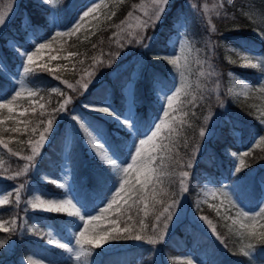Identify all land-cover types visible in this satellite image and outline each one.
<instances>
[{
    "label": "trees",
    "instance_id": "trees-1",
    "mask_svg": "<svg viewBox=\"0 0 264 264\" xmlns=\"http://www.w3.org/2000/svg\"><path fill=\"white\" fill-rule=\"evenodd\" d=\"M10 0H0V8ZM89 0H62L59 9L60 21L65 25L67 19L75 14L76 8ZM142 0H122L116 6L113 15L101 23L95 30L86 34L79 33L76 36H71L67 42L68 47L76 55L72 56V63L69 68H61L55 70L54 73L47 71H38L35 75H30L28 80L34 86H40L41 92L45 97V116L39 115L41 109L26 115L28 122V130L19 133L11 132L14 123L12 119L5 120L3 125H0V138L8 144V149L0 145V175H4L16 171L21 165L22 159L14 160L12 153L27 154L30 152L29 141H35L39 137V132L42 131L43 125H39L41 119H47L48 113L56 108L65 96H71L73 103L68 107L73 109L80 102L101 103L105 100H110L119 111H124L128 106L127 84L132 80L133 90L137 96L136 115L141 122V131L144 130V124L152 120L160 110V101L156 92L161 88H171L175 83V78L171 73L174 69L164 59H152L148 66L143 69L142 65L137 66V59L129 62L123 69L111 75V71L119 66L124 60H127L134 53L139 54L145 52L153 57L154 53L165 54L168 52V38H172L179 32H184L189 47L184 50V57L189 61V68L185 72V79L192 85V95L197 96V100L192 104L187 101L191 100V95L181 96V101H184L183 111L187 112V116H183V124L180 122L181 113L177 112V122L173 125L175 132L173 133V143L170 147L172 160H179L180 164H186L187 160L191 159V153L194 147H200L205 144L209 148L204 154H198L193 161V167H180V164L170 162L167 154L165 156L164 171L167 173L160 177L159 181L155 182L156 199L164 203L156 205L155 210L152 209V204L149 202L148 215H144L143 204L134 207L132 212L135 226L138 228V221L144 220L148 226L147 234H151V226L156 223L155 214L162 210L167 204L171 203L172 199L179 197V177L180 171H189L188 179V195L193 200L200 194V188L204 181L210 179L219 183L222 178L235 179L241 175H247V178L253 177L254 186L249 187L243 198L251 201L261 195L262 183H264V142L260 146L251 147V142L255 136L262 131V126L254 115L252 103L254 97L252 95L233 97L228 94V89L235 87L230 81L229 73L234 71L245 77L250 82H257V70L242 67L236 63H231V47H239L251 50L253 53H260L264 56V39L256 33V28L264 22V0H233L231 5L222 3V0H171L165 12V17L156 26L155 29L149 28L147 34H155L154 41L151 45V50L146 51L141 49L139 45L127 44L128 32H121L123 20L131 12H137L136 7ZM196 5L193 8L191 5ZM206 5L208 7H206ZM19 9L17 13L8 21L6 27L0 32V58H5L8 64L14 65L18 63V58L15 53L10 51L11 47L6 46V41L9 38H17L23 41L25 38V26L36 28L39 35L50 34L52 31L48 23L45 9L40 3L35 0H19ZM206 9V10H205ZM217 12L220 16L217 17ZM215 26L216 31L210 32L206 25L207 20ZM183 25V27H181ZM119 26V27H117ZM120 40L125 44V47L120 48L116 43ZM211 40L215 43L214 54L209 51L207 41ZM95 45V47H93ZM199 50V51H197ZM120 52V56L115 59L111 67L107 66L110 58L109 54ZM165 52V53H164ZM125 54V57L122 55ZM101 59L104 64L93 65V58ZM232 59V57H231ZM183 63H184V59ZM197 60H208L219 76L209 77L207 75V64H198ZM233 60V59H232ZM83 61V63H81ZM138 71L133 77V73ZM1 71V70H0ZM94 71L95 76L92 77V83L89 90L84 95H77L76 92L68 89L63 81L76 84L81 77L88 79L87 72ZM205 75L201 76L200 73ZM56 77H59L57 79ZM9 79H11L9 77ZM12 80V79H11ZM219 81V88H216V81ZM13 83V81H12ZM197 83L204 86V89L197 90ZM60 85V92L53 93L50 91L52 85ZM80 91H83L80 89ZM203 91L204 99L199 97ZM219 92L220 98L224 102V107L221 108L216 103V93ZM209 108L213 112L220 115L215 131L211 137L203 142H200L198 137L199 128L203 124V118L208 114ZM195 113L193 116L192 113ZM89 117L102 119L107 128L106 134L112 138L114 142H118L124 153L127 152L125 144L131 143V134H126L125 130L119 129L115 121L111 118H103L99 114L90 113ZM37 125H39L37 127ZM32 127H37L36 133L31 132ZM7 129V131L5 130ZM239 130L238 143L235 131ZM72 133V141L70 146H66L67 136ZM165 137L169 134L167 131L163 133ZM81 136L74 135L73 131L68 126L67 119H58L55 127V132L50 137V142L44 145L41 154L37 157V167L30 170L27 176L20 177L18 183L7 178L0 179V193L4 191L13 192L14 185H19L21 180L27 181L28 190L25 191L27 198H30L33 193L42 195V198H53L61 196L65 193V189L58 187V179L61 177L63 162L65 161L66 152L70 154V159L67 160L70 165L73 185L84 207L93 210L96 207L97 200L103 199L106 195V188L97 184L96 176L101 171V164L94 158L93 153L88 151V146L81 141ZM168 144L169 141H162ZM187 142V146H185ZM237 148L244 150L247 148L249 155L245 157L246 167L236 174L233 172L235 168V159L229 155V149ZM178 154V155H177ZM125 157H121L124 159ZM10 163V168L8 167ZM161 163L158 158L155 165ZM8 169V171H4ZM254 172V173H250ZM44 177H48L45 180ZM2 178V176H0ZM15 180V181H16ZM54 181V182H53ZM11 188V190H9ZM152 185L149 186V189ZM165 189L170 196L160 194V189ZM10 203L0 206V219H6L7 222L13 217L18 218V227L20 226V209L15 208L14 195L9 197ZM30 210V211H29ZM28 214L23 221L25 226L16 234L0 233V239L10 241L14 239L12 249L2 248L0 250V264H22L21 260L24 257L40 253L48 259L62 258L66 253L62 249L54 248L48 245L44 239L38 235L26 231L27 226L35 224L41 231H52L51 224L58 229L63 226L66 214H51L28 209ZM200 212L206 214L212 219L216 232L220 239L210 235L204 228L196 223L189 222L188 219L183 220L177 225L173 233L164 241H162L163 249L169 253H176L191 248L198 255H204L207 264H249L251 258L244 256L240 249V237L231 230L227 221L221 215H217L212 208L204 206ZM35 214L37 219L30 217L29 214ZM127 217L121 219V226ZM68 233H62L67 237ZM256 254L261 259H264V243H257ZM260 248V249H259ZM152 250L151 245L145 242L132 240H122L110 242L104 245L102 249H96L92 257H89V262L92 264H144V261ZM152 264V263H151ZM165 264H173L165 263Z\"/></svg>",
    "mask_w": 264,
    "mask_h": 264
},
{
    "label": "snow or ice",
    "instance_id": "snow-or-ice-1",
    "mask_svg": "<svg viewBox=\"0 0 264 264\" xmlns=\"http://www.w3.org/2000/svg\"><path fill=\"white\" fill-rule=\"evenodd\" d=\"M39 2L42 5H53L56 3V0H39ZM223 2L224 0H222V3ZM169 3L170 0H151V10L144 12L146 19H141L140 17L135 18V31L128 32V36L131 38L127 39L126 43H135L139 45L141 49L150 51L154 36H149L147 34L148 29H155V27L162 21L165 17V12ZM226 3L231 5L233 0H226ZM191 6L193 8L196 7L194 4ZM100 7L101 4H94L91 7H88L87 10L83 11V14L79 16V20L70 31H56L54 35H39L36 28L30 26L29 18V24L24 28V40L22 42L8 41L11 45L10 51L15 53L18 58V63L10 66L5 58H0V65L5 69V71H0V110L6 109L9 113L8 117L0 118V125H3L6 119H14L11 114L15 111L14 105L18 98H21L25 93H27L29 97L37 95V92L29 88L26 84V80L30 75H35L38 71H47L50 73L55 72V69L50 68L46 63L36 64L39 54L45 49H50L56 38L72 36L78 32L81 28V22L95 13ZM7 16L8 13L6 11H0V28L6 25ZM129 16L131 17L132 13H129ZM219 16L220 13L217 12V17ZM206 25L210 32L216 31L215 26L211 23L210 19L206 21ZM131 27L132 25H129V28ZM181 27H183V25H181ZM124 31L125 29H121V32ZM257 34L261 39H264V31H258ZM49 35H51V39H49ZM116 43L120 48L125 47V44L121 43L120 40H117ZM184 43H188V41L185 40ZM93 47H95V45H93ZM207 47L209 51L214 54V49L216 47L215 43L209 40L207 41ZM231 51L236 52V55L241 61H243L241 65L242 67L259 71L261 83L256 91L264 93V56L257 57L251 52V50L241 52L237 49H231ZM180 53H184L183 44H181ZM143 54L144 53H142V55ZM69 55L76 54L69 53ZM109 56L110 58L107 62V66L111 67L115 62V59L120 56V52L111 53ZM152 58L164 59L168 64L173 65L179 73L180 85L178 87L173 86L174 90L170 89L168 93L164 94L162 99L166 102L160 105V112H162V115L157 114L151 121L146 122L143 126V131H141V122L134 111L137 104V96L135 91L131 88L129 89L130 103L127 111L119 112L107 102H88L82 105V112L75 113L73 109L68 107L73 103L72 97L65 96L58 106L52 109L51 113L47 114L48 118L46 120L41 119L39 121V125H43V129L39 132L38 139L35 141H29L31 154L27 156H19V153H12V155L18 156L19 159L26 161V163L20 170L14 171L6 178L9 180H16L20 177L27 176L31 169L37 167V157L40 156L41 149L44 145L50 142V137H52L55 132L57 120L62 118L61 114H63L69 118L73 134L81 136L84 143L88 146L89 151L93 153L94 158L101 164V171L97 174L96 181L98 185L106 188L107 194L103 197L102 202H104V206L99 208L97 214H93L95 209H93V212H89L81 203L79 195L65 183L58 184L60 189H65L63 197L42 198L41 194L33 193L30 198L23 201V211L31 209L51 214H66L64 224L59 228V233H71V240H74V246L72 245L71 240L67 243L61 242L59 239H56L52 231H41L35 224L26 227V231L38 235V237L44 239L48 245H52L54 248L62 249L64 252H67L69 256L63 258V264H69V261H73L74 264H89V257L93 256L94 251L96 249H102L104 245H108L110 242L132 240L145 242L149 245H157L164 241L165 236L167 235V230L174 223V217L178 219V215L174 210L180 203L179 199H172L171 203H167L162 210L156 212V223L152 224L150 235L146 232L148 226L144 223V220L140 219L138 221L139 227L137 228L135 226L136 222L134 221L133 215L129 214L134 207L143 204L144 215L147 216L149 202H151L153 210H155L156 205L164 203L163 201L156 199L157 192L155 188V182L159 181L161 176L167 174L164 171L166 166L164 165L165 156L163 154H167L170 162L180 164L179 160L173 161L171 157L173 148L170 147V145L173 143V133L175 132L173 125L178 120L177 115L174 113L180 112L182 114L179 119L181 124H183L182 118L183 116H187L188 113L183 111L185 102L181 101V96L191 95V100L187 101L188 104H192L197 100V96L192 95V85L185 79V72L190 66L186 56L182 57L181 54L175 52L170 56L154 53ZM182 58L184 59V63H181ZM55 59H57L56 56H49V61ZM65 59H67V57H65ZM228 59L231 63H236L231 57ZM81 63H83V61H81ZM197 63L207 64V75L209 77L219 76V73L215 71V68L208 60H197ZM97 64L103 66L104 62L101 59L94 57L93 65L95 66ZM33 65H36V67H33ZM17 68L21 69L22 72L15 71ZM9 73H11L13 77L19 76L17 84H13L12 80L9 79ZM200 75L204 76L205 73L202 71ZM232 75L233 73H229V76ZM86 76L88 79L81 77L80 80L76 81L75 85L68 83L67 81H63V83L66 84L68 89L76 92L77 95H84L89 90L95 72H87ZM56 78L59 79V77ZM239 86L243 89L242 94L244 96H247L248 91L252 88L249 83L243 81L239 82ZM216 88H219L218 80L216 81ZM80 89L83 91H80ZM196 89H204V86L197 83ZM51 91L63 95L59 88H52ZM228 94L237 98L241 95V93H237L231 88L228 89ZM9 95L11 96L10 99L7 98ZM199 98L201 100L205 98L203 91ZM41 99H43V97H41ZM216 103L221 108L224 107V102L220 98L219 92L216 93ZM39 108L41 109L39 115L44 117L45 105L40 104ZM32 111L35 112V108H33ZM27 112L28 109L25 108L23 111L19 112V115L24 116ZM93 112L105 114L112 118L119 129L125 130L126 134H131L134 137L131 143L124 145V147L127 148L126 153L120 148L118 142H114L104 131L89 123L85 116L86 114ZM192 115L194 116L195 113L193 112ZM217 115L218 113L213 112L212 109L209 108L208 114L204 116L203 124L199 128L198 137L200 142L205 141L213 135L211 125L214 123ZM260 124L264 125V118L260 119ZM39 125H37V127ZM37 127H32L31 132L36 133ZM5 130L7 131V129ZM27 130L28 122H25L23 131ZM10 131L19 133L22 129L20 127H13ZM165 131L169 134L167 137L163 135ZM164 139H167L169 143H163L162 141ZM259 139L260 141H264V135L260 136ZM0 145H3L5 149H8V144L5 143L2 138H0ZM185 146H187V142H185ZM8 150L11 152V149ZM198 153L199 147H194L191 153L192 158L187 160L186 164H180V167L191 169L193 167V161ZM229 155L233 159L237 158V156L240 157L239 166H236L233 169L234 173L239 174L243 168L246 167L243 157L248 156L249 152L245 151L237 153L235 151H230ZM122 156L125 158L121 159ZM158 158L161 163L155 165V161ZM69 159L70 154L66 152L65 161ZM128 159H130V163L128 162ZM0 165H2V162H0ZM65 167H67V164H65ZM4 171H8V169H4ZM189 176V171L182 170L179 172L180 193H186L188 191L186 181ZM66 178L67 177H65V179ZM44 179L48 180L49 178L44 177ZM249 180H254V178H249ZM150 185H152L151 189H149ZM241 187V178L237 175V178L232 184H226L219 189H210L205 192V196L212 195L213 197H216L217 193H219V197L223 198L220 199V206L228 205V207L224 208L225 215L222 218L225 220L231 219L233 224H239L241 231L238 232V235L242 239H247L249 241L255 240L258 243H264V231L258 232L256 223L246 222L255 221L256 217H264V207H260L259 211L254 215H251L249 211L245 210L243 204L239 200ZM27 190V182L20 183L15 187L13 192L0 198V206L9 204V197L14 195L15 208L19 209L22 202V192ZM160 194L163 196L172 195L163 188L160 189ZM197 207L199 208V204H197ZM213 207H216L217 215H220V207ZM230 209H235V217L239 219L227 215ZM109 214H113L112 217H110ZM125 216L127 219L123 221V226H121L120 221ZM199 220L206 222L212 233L216 235V238L220 239L215 226L207 216L202 215L199 217ZM105 221H107L108 227H101ZM20 227L23 229L25 226L20 225ZM259 228L264 229V224H260ZM17 231L18 218L13 217L8 222L0 220V233L16 234ZM7 244V239H0V249L5 248ZM253 247L254 245L249 242L242 247L240 251L244 256H250V250ZM27 264H41V262L34 260L32 256H28ZM173 264H198V261L188 257L174 260Z\"/></svg>",
    "mask_w": 264,
    "mask_h": 264
},
{
    "label": "rangeland",
    "instance_id": "rangeland-1",
    "mask_svg": "<svg viewBox=\"0 0 264 264\" xmlns=\"http://www.w3.org/2000/svg\"><path fill=\"white\" fill-rule=\"evenodd\" d=\"M37 2H39V0H36ZM72 0H68V2H71ZM122 0H89L87 3L82 4L80 6H78L76 8V12L74 15H72L69 19L66 20L65 25H63V23L60 21L59 18V9H60V5L62 0H56V3L53 5H48V4H40L47 10H44V14H46L47 19H48V23L52 28L51 31V35H54L56 31H70L73 26L77 23V21L79 20V16L83 14V11H86L88 7H91L94 4H101V7L99 9H97V11L95 13H93L92 15H90L88 18H86L83 22H81V28L78 32H76L74 35L72 36H76L79 33L82 34H86L88 32H91L92 30H95L99 25H101L102 22H104L107 18L111 17L115 11L116 6L119 5V2ZM171 1V0H170ZM19 0H10L9 2H6L5 4H3L0 8V11H6L8 13V16L6 18L7 22L6 25L8 23V21L17 13L18 9H19ZM143 6V7H141ZM206 7H208L206 5ZM168 8V7H167ZM151 10V0H142L136 7V11L137 12H131L132 16L130 17L129 14L127 15V17L123 20L122 23V29H125L124 32L126 31H135V24H136V17H140L141 19H146V17L144 16V12L145 11H150ZM3 26L2 28H0V32L4 29ZM129 25H132L131 28H129ZM159 26V24L157 25ZM256 33H258V31H264V22L263 24L260 26V24L258 25V27L256 28ZM42 35H47V34H42ZM51 35H49V39H51ZM150 36H154L155 34L151 33ZM71 36L68 37H58L56 38V40L53 41L51 48L50 49H45L43 50L36 61V64H48V66L52 69L55 70H59L61 68L65 69V68H69L71 63H72V56L73 55H69V53H73V51L68 47V40ZM9 40L12 41H16V42H21L19 41L17 38H10ZM8 40V41H9ZM187 40V38L185 37V35H183V33H177L175 34L174 37H170L167 39V43L169 45V49H168V56H170L173 52L177 53V54H181L182 57H184L185 53H180V47L181 44H183L184 48H188V43H184V41ZM8 41L6 42V46L11 47V45L8 43ZM154 41V40H153ZM152 41V42H153ZM27 46V45H25ZM231 49H237L241 52H245V51H249L247 49H243V48H239V47H231ZM185 50V49H184ZM1 53V52H0ZM142 53H144L142 55ZM139 54L134 53L133 55H131L127 60H124L123 63H121L119 66H117L115 69H113L111 71V75H114L117 71L121 70L122 68H124L129 62L136 60L138 57V62L136 63L137 66L142 65V68L145 69V67L149 64L150 59H152V56L149 54L147 55L145 52H142ZM253 53V52H252ZM255 56L259 57V56H263L260 53H253ZM49 56H56L57 59L55 60H51L49 61ZM123 57H125V54L122 55ZM65 57H67V59H65ZM231 57L233 60L236 61V64L238 65H242L243 61L240 60V58L236 55V52L232 51ZM182 63V60H181ZM33 67H36V65H33ZM0 70L1 71H5V69L3 68L2 65H0ZM15 71L17 72H22L21 69L17 68L15 69ZM138 73V72H137ZM176 80V83L174 84V86H179L180 85V77H179V73L177 72V70L174 68L173 71L171 72ZM230 73H233L232 76H230V81L231 83L234 85L235 90L237 93H241V96H244L243 93V89L239 86V82L243 81L246 83H249L252 88L251 90L248 91V95H252V97H254V102L252 103L253 106V110H254V115L256 116L257 120L260 123V119L264 118V93H260L258 91H256V89L259 87L261 80H260V73L257 70V76H258V81L257 82H250L248 81L245 77L241 76L240 74L231 71ZM9 77L12 79L13 84H17V81L19 80V76L13 77L11 75V73L8 74ZM135 75V74H134ZM26 84L29 88L35 90L37 92V95L34 97H29L27 95V93L23 94L21 98H18L16 104L14 105L15 111L11 114L13 116L14 119H12V123H14V127H20L21 129H23L25 127V122H26V115L29 113H32V109L35 108V111L37 109H39V105L40 104H45V97L43 92H41V87L40 86H34L30 83V81L26 80ZM52 88H59L60 89V85L55 84L52 85L50 87V91ZM133 89V82H129L128 87H127V96L129 98L128 100V104L130 103V96H129V89ZM172 90H174V87L171 88ZM169 90H165L163 88H160L157 91V95L158 98L162 103H165L166 101H164L162 99V97L164 96L165 93H168ZM41 97H43V99H41ZM7 98H11V96L9 95ZM105 102H107L108 104H111V106L116 109L115 105L110 101V100H106ZM84 104V102L80 103L79 105H76L73 110L75 113H80L83 111L82 105ZM25 108L28 109V112L24 115V116H20L19 112L23 111ZM128 108V107H127ZM127 108L124 111H127ZM119 112V109H116ZM135 111V109H134ZM94 113V112H93ZM99 114V113H97ZM159 115H162V112H158ZM176 115V113H174ZM102 117L105 118H110L108 116H106L105 114H100ZM157 115V114H156ZM9 113L7 112V110H0V118H4V117H8ZM62 118H59L60 120L67 119V123H69V118L66 115L61 114ZM220 115L218 114L214 123L211 125L212 127V131L214 133L215 131V127L216 124L218 123ZM85 118L89 121V123H91L92 125L98 127L99 129H101L102 131H104L106 133L107 128L105 126V123L103 120H92L88 114H86ZM7 120V119H6ZM69 128L71 129L72 132V126L69 123ZM262 126V131L259 132L255 138L253 139V141L251 142V147H255V146H260L264 141H260L259 137L264 135V125ZM237 134V135H236ZM235 135H236V139L238 141V143H240V136H239V130L235 131ZM79 135H77L78 137ZM132 136V135H131ZM134 137L132 136V139ZM72 139V133L69 132L68 136H67V145H70ZM208 139V138H207ZM32 141V140H31ZM81 141L84 143L83 139H81ZM47 144V143H46ZM85 144V143H84ZM86 145V144H85ZM207 150H209V148L205 147V144H202L199 147V153L198 154H204ZM42 151V149H41ZM89 151V148H88ZM230 151H235L237 153H242L247 151V148H245L244 150H239L237 148H231L229 149L228 152ZM91 152V151H89ZM92 153V152H91ZM31 154V150L29 153L27 154H21L19 153V156H27ZM39 157V156H38ZM17 158H19L18 156H14V160L17 161ZM239 159L240 157L237 156V158H235V167L239 166ZM243 159L245 160V157H243ZM128 162L130 163V159H128ZM26 163V161L22 160L21 165L17 168L16 171L20 170L23 165ZM65 164L67 163H63V170H62V174L61 177L58 179L59 183H65L66 185H68L71 189H73V183H72V179H71V174H70V168L69 165L67 164V167H65ZM262 166H264V162L262 163ZM8 167L10 168V163L8 162ZM34 170V169H31ZM14 172V170L10 173L4 174V175H0L2 176V178H6L7 176L11 175ZM250 173H254V172H250ZM65 177H67L65 179ZM241 178V190H240V195H239V200L240 202L243 204L245 210L249 211V213L251 215H254L256 212L259 211L260 207H264V183H262L261 187H262V191H261V195L259 197H257L256 199L251 201L245 200L243 198V194L244 192L249 188L252 187L254 185L253 180H249V178H247V175H241L239 176ZM250 178H253L250 176ZM189 179V178H188ZM236 179V178H235ZM235 179H226V178H222L221 181L219 183L214 182L210 179H208L207 181H205L200 188V194L197 195L193 200H191L190 196L188 195V191L186 193H181L179 195V197L177 199H179L180 203L178 205V207L174 210L177 215H178V219H176L174 217V223L172 226H170V228L167 230V235L165 236V239L168 238L172 233L174 228L179 225L183 220L188 219L189 222L192 223H196L197 225L201 226L202 228H204L210 235L212 236H216L212 233L211 229L208 227L206 222L200 221L199 217L200 216H206V214H203L200 212V209L204 206H207V208H212L216 211V207L213 206H217L220 207V215L223 217L225 215L224 212V208L228 207V205H224V206H220V199H223L222 197H219V193H217L216 197H213L212 195H208L205 196V192H207L210 189H219L221 187H223L226 184H232L233 181ZM134 180V177H133ZM15 183H18V180H13ZM23 182H27L24 180H21L20 183ZM187 185H189L188 180L186 181ZM18 185H14L13 187H17ZM11 190V188L9 189ZM9 191H4L2 193H0V198H3L4 195H7ZM63 195L61 196H55V197H63ZM27 199V194H25V192H22V202L21 205L19 207L20 212H21V217H20V225H23V221L25 220L28 212L30 211H23L22 209H24V203L23 201ZM103 199H99L97 200V204H96V208H95V212L93 214H97L99 212V208L104 206V202H102ZM197 204H199V208L197 207ZM89 211V210H88ZM89 212H93V211H89ZM217 213V212H216ZM110 217H112L113 214H109ZM227 215L236 218L235 217V209H230L227 213ZM30 217L33 218H37V216L33 213V214H29ZM208 217V216H207ZM212 224L214 225L212 219L208 218ZM239 219V218H236ZM4 222H7L6 219H0ZM228 226L230 225V229L233 230L236 235L238 237H240L238 235V232L241 231V229L239 228V224H233L231 219L226 220ZM247 223H256L257 224V231H264V229H260L259 225L260 224H264V217H256L255 221H246ZM215 226V225H214ZM53 234L56 237V239H59L61 242H69L71 240V233H68L67 238L64 237L62 234L59 233L58 229L53 226ZM101 227H108L107 221H105L104 224L101 225ZM19 231H21V227H18ZM240 243H241V247H244L247 243L251 242L254 247L250 250L251 251V255L249 256L251 258L249 264H264V259H261L260 257L257 256L256 254V248H257V243L255 240L249 241L247 239H242L240 237ZM72 245L74 246V240H71ZM14 246V239H11L10 241H8V244L6 245V249H12ZM152 250L150 253L146 254L145 256H148V258H146V260L144 261V264H165V263H171L174 260H179V259H183V258H188L191 257L192 259L198 261V264H207V260L206 257L204 255H198L194 250H191V248H188L186 250H183L181 252H176V253H169L167 252L165 249H163L162 246V242L157 244V245H151ZM260 249V248H259ZM1 250V249H0ZM32 256L34 260L36 261H40L41 264H63V258L68 257L69 254L66 252L63 257L60 258H55V259H48L45 257H40L39 255L33 254V255H29ZM28 257V256H27ZM27 257H24L21 260L22 264H27ZM69 264H74L73 261H69ZM89 264H92L91 262H89Z\"/></svg>",
    "mask_w": 264,
    "mask_h": 264
}]
</instances>
